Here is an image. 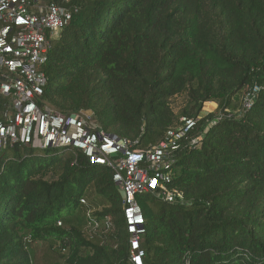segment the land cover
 Here are the masks:
<instances>
[{
  "label": "trees",
  "instance_id": "obj_1",
  "mask_svg": "<svg viewBox=\"0 0 264 264\" xmlns=\"http://www.w3.org/2000/svg\"><path fill=\"white\" fill-rule=\"evenodd\" d=\"M71 5L42 67L41 106L90 110L135 149L198 118L173 154L172 186L185 199L137 198L144 264H264V0ZM179 97L186 104L176 112ZM208 102L217 109L199 117ZM43 149L0 152V264H38L37 242L46 250L39 264H133L113 168L79 150ZM94 221L100 230L87 229Z\"/></svg>",
  "mask_w": 264,
  "mask_h": 264
},
{
  "label": "built area",
  "instance_id": "obj_2",
  "mask_svg": "<svg viewBox=\"0 0 264 264\" xmlns=\"http://www.w3.org/2000/svg\"><path fill=\"white\" fill-rule=\"evenodd\" d=\"M72 17L71 0H0V152L16 143L65 147L81 151L92 164L112 167L125 201L131 261L144 264L140 241L146 220L137 198L157 192L169 202L185 199L172 186L173 154L198 118L182 117L157 145L135 149L131 140L105 131L90 110L66 114L41 106L48 80L42 67Z\"/></svg>",
  "mask_w": 264,
  "mask_h": 264
},
{
  "label": "rangeland",
  "instance_id": "obj_3",
  "mask_svg": "<svg viewBox=\"0 0 264 264\" xmlns=\"http://www.w3.org/2000/svg\"><path fill=\"white\" fill-rule=\"evenodd\" d=\"M186 104V100L184 97H179L177 98L174 103H173V108L176 112H179L182 107H184ZM217 109V105L213 102H208L205 103L203 110L200 113L199 117H204L207 115V113ZM71 150H66V154H70ZM37 154H44V149L43 148H37L36 149ZM101 223L94 221L91 223L87 224V229L88 230H100L101 229ZM107 230H110V228H107ZM33 254L35 259L37 260L36 262L39 264L42 261L43 254L45 253V246L41 242H37L34 244L33 248Z\"/></svg>",
  "mask_w": 264,
  "mask_h": 264
}]
</instances>
